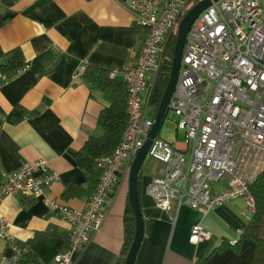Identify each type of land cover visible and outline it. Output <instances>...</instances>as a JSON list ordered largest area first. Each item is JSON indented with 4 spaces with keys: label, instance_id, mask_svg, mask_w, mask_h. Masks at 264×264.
Segmentation results:
<instances>
[{
    "label": "crops",
    "instance_id": "obj_1",
    "mask_svg": "<svg viewBox=\"0 0 264 264\" xmlns=\"http://www.w3.org/2000/svg\"><path fill=\"white\" fill-rule=\"evenodd\" d=\"M125 1L0 0V77L16 74L0 87V183L22 164L44 159L58 174L48 186L50 196L72 209L85 208L92 194L74 155L90 136L102 133L99 117L112 94L75 76L88 66L124 69L135 64L147 30L136 24ZM25 64L27 69L17 74ZM162 65L146 75L142 110L152 121L163 94ZM114 78L123 83L121 75ZM158 137L185 149V134L175 126L163 131L161 127ZM159 165L149 157L140 170L144 236L135 264H194L222 240H237L247 222L242 214L245 199L204 212L188 207L163 210L145 193ZM129 169L127 164L120 169L101 226L74 255V264L122 261ZM70 187L72 192L66 193ZM0 217L28 255L24 264H53L55 254L68 242L70 226L49 213L40 198L7 195L0 202ZM195 224L210 231L211 238L192 244L189 234ZM7 252L0 237V258Z\"/></svg>",
    "mask_w": 264,
    "mask_h": 264
},
{
    "label": "built area",
    "instance_id": "obj_2",
    "mask_svg": "<svg viewBox=\"0 0 264 264\" xmlns=\"http://www.w3.org/2000/svg\"><path fill=\"white\" fill-rule=\"evenodd\" d=\"M198 1H125L147 35L135 64L110 72L111 77H122L128 120L111 154L97 160L101 174L83 210L50 196L48 186L58 174L44 159L22 164L6 173L0 183V202L16 193L40 198L49 213L70 226L68 242L55 254L53 264H74V255L99 230L120 169L131 164L153 123L142 110L146 75L160 67L169 35ZM27 67L23 65L16 73ZM15 75H2L0 87ZM168 110L178 117L175 128L185 134V149L161 137L151 141L147 156L160 165L146 183L145 193L167 211L188 207L204 212L243 198L247 209L242 214L249 220L254 212L250 185L264 170V0H217L198 15L185 38ZM0 237L8 250L0 264H20L24 250L1 217ZM210 238L211 232L200 224L190 228L192 244Z\"/></svg>",
    "mask_w": 264,
    "mask_h": 264
},
{
    "label": "trees",
    "instance_id": "obj_3",
    "mask_svg": "<svg viewBox=\"0 0 264 264\" xmlns=\"http://www.w3.org/2000/svg\"><path fill=\"white\" fill-rule=\"evenodd\" d=\"M176 36H170L164 49V61L161 74V92H163L171 70L173 50ZM113 68L109 67H86L83 71L85 77L92 86L108 89L111 91V101L99 117L102 133L98 136H90L86 143L75 153L76 165L86 173V190L93 193L101 174L97 166V160L104 155L110 154L118 144L126 127L128 113L126 107L127 91L122 82H117L110 76ZM138 175V193L139 180ZM70 187L66 193H71ZM250 193L254 200V212L233 243L222 240L207 256L201 257L194 264H264V170L261 171L250 185ZM135 229L133 211L128 202L124 214V248L122 253L123 264L128 247L132 241ZM39 236H49L41 233ZM26 253L23 251L20 264L25 263ZM32 261L31 259L26 261Z\"/></svg>",
    "mask_w": 264,
    "mask_h": 264
},
{
    "label": "water",
    "instance_id": "obj_4",
    "mask_svg": "<svg viewBox=\"0 0 264 264\" xmlns=\"http://www.w3.org/2000/svg\"><path fill=\"white\" fill-rule=\"evenodd\" d=\"M215 1L217 0H199L187 9L176 27V40L167 84L159 102L150 131L143 145L134 153L130 164L128 200L134 215L135 229L123 264H135L136 256L144 236V219L138 193V175L147 156L148 147L151 141L155 137H158L160 129L167 117L169 100L177 82L187 32L198 15Z\"/></svg>",
    "mask_w": 264,
    "mask_h": 264
},
{
    "label": "rangeland",
    "instance_id": "obj_5",
    "mask_svg": "<svg viewBox=\"0 0 264 264\" xmlns=\"http://www.w3.org/2000/svg\"><path fill=\"white\" fill-rule=\"evenodd\" d=\"M170 36H173V37L176 36V30H175V32L171 33L169 35V37ZM177 120H178V117L173 112L168 111L167 117H166V119H165V121L163 123V126H162V131L165 130L166 128H168V127H169V129L174 127ZM148 158H146V160L144 161V163L142 165V170L144 169V167L147 166Z\"/></svg>",
    "mask_w": 264,
    "mask_h": 264
}]
</instances>
